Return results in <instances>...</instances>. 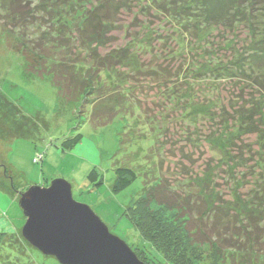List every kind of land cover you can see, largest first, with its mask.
I'll list each match as a JSON object with an SVG mask.
<instances>
[{"label":"rangeland","instance_id":"obj_1","mask_svg":"<svg viewBox=\"0 0 264 264\" xmlns=\"http://www.w3.org/2000/svg\"><path fill=\"white\" fill-rule=\"evenodd\" d=\"M117 1L125 6L117 17V27L110 31L108 48L135 47L133 53L140 54L138 60L144 67L139 75L124 68L116 72L117 77L103 72L101 84L111 93L125 85L116 81L126 77L129 86H140L130 96L140 100L144 110L134 106L100 126L90 121L89 106L84 114L76 115L78 106L58 97L50 82H24L21 57L11 49L0 27V175L5 164L18 175L15 180L22 187L47 186L55 178L66 180L72 186L73 199L90 207L109 232L147 261L145 264H170L139 237L123 214L130 202L143 194L142 176L114 193V170L125 164L135 170L149 168L147 161L156 155L149 150L157 138L162 144L161 158L154 160L163 158L164 169L174 178L179 175L175 166L179 159L192 177L210 173L207 182L217 197L230 199L238 180V195L246 198L251 174L259 172L256 162L264 119L255 122L256 126L252 122L251 128H237L231 113L243 100L246 104L251 103L248 98L262 99L261 93L251 88L255 67L252 72L237 70L255 58L245 41L251 30L264 34V21H259L264 15L254 12L255 27L237 22L230 33L211 29L202 24L200 14L196 17L197 13L191 12L193 7L188 6L201 0ZM1 18L0 8L2 25ZM227 68L237 71L239 78H225L233 74ZM154 71L171 75V80L160 85L158 76L151 74ZM178 92L182 96L179 101L175 97ZM114 93L106 101L112 106L120 100L119 91ZM76 133L81 134V141L62 150V142ZM38 155L41 160L33 162ZM92 169L102 181L100 186L88 182ZM18 196L0 189V234L15 238L21 236L25 222ZM9 245L7 241L0 244V264H58L29 246L21 256ZM192 264L204 263L192 259Z\"/></svg>","mask_w":264,"mask_h":264},{"label":"trees","instance_id":"obj_2","mask_svg":"<svg viewBox=\"0 0 264 264\" xmlns=\"http://www.w3.org/2000/svg\"><path fill=\"white\" fill-rule=\"evenodd\" d=\"M124 6L117 0H0L3 12L0 27L6 41L11 42V49L21 57L24 82H50L58 97L78 106L76 115L84 114L89 106L90 121L94 125H106L134 106L144 110L142 102L130 96L133 89L140 86H129L126 77L116 81L125 84L118 85V90L114 91L120 93L118 105L106 102L111 99L108 95L115 93H108L106 86L101 84L103 72L117 77L116 72L124 68L139 75L144 67L138 60L140 54L133 53L135 47L133 50L129 47L108 48L110 31L117 27V17ZM191 6V12L197 13L196 17L200 14L204 20L202 24L215 31L230 33L237 22H242L245 27L250 24L255 27L254 12L264 15V0H201L198 4L191 3L188 8ZM259 21H264V16ZM251 33L252 30L245 45L255 58L253 62L242 63L237 71L244 73L247 69L252 72L255 67L251 79L254 87L251 85V88L261 93L262 99L258 102V97L250 95L251 103H246L249 106L243 100L237 108L232 107L231 119H236L237 128H251L252 122L256 126L258 120L264 119V34ZM229 71L233 73V70ZM229 71L222 70V73ZM236 72L224 77L239 78ZM151 74L158 76L160 85L171 80V75L162 71ZM175 97L177 101L182 98L180 92ZM222 113L228 116L226 111ZM262 133L264 130L261 131L263 139L259 143L256 162L259 172L251 174L253 181L245 199L238 195V180L233 183L230 199L217 197V191L207 182L211 174L204 172V175L192 177L179 159L175 163L179 175L174 178L164 169L163 158L154 160L161 158L158 153L162 144H158L157 138L149 150L151 154L156 152L152 160L147 161L149 168L135 170L126 164L117 167L112 186L114 193L126 189L138 176L143 179V194L133 199L123 213L139 237L170 264H192V259L204 264H264ZM81 138L79 133L72 134L62 142V150L72 149ZM3 167L0 189L20 196L27 188L15 180L18 175L10 166L4 164ZM87 179L93 187L102 184L93 169ZM6 241L9 248L21 256L26 255L27 246L34 249L21 236L0 234V244ZM137 257L147 262L138 254Z\"/></svg>","mask_w":264,"mask_h":264},{"label":"water","instance_id":"obj_3","mask_svg":"<svg viewBox=\"0 0 264 264\" xmlns=\"http://www.w3.org/2000/svg\"><path fill=\"white\" fill-rule=\"evenodd\" d=\"M18 205L25 218L21 237L58 264H145L90 207L73 199L62 178L28 187Z\"/></svg>","mask_w":264,"mask_h":264},{"label":"built area","instance_id":"obj_4","mask_svg":"<svg viewBox=\"0 0 264 264\" xmlns=\"http://www.w3.org/2000/svg\"><path fill=\"white\" fill-rule=\"evenodd\" d=\"M42 156L38 155L36 158L33 159V162L38 163L41 160Z\"/></svg>","mask_w":264,"mask_h":264}]
</instances>
